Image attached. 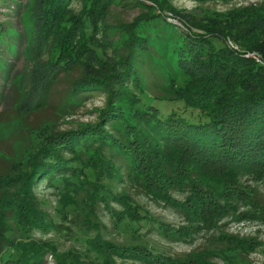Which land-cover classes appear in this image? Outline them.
<instances>
[{
	"label": "rangeland",
	"instance_id": "374dc122",
	"mask_svg": "<svg viewBox=\"0 0 264 264\" xmlns=\"http://www.w3.org/2000/svg\"><path fill=\"white\" fill-rule=\"evenodd\" d=\"M104 1L99 10L91 11L84 0H71L55 15L45 12L44 0L0 4V24L17 36L13 50L0 45V62L8 70L5 76L0 69V204L2 193L24 183L39 145L98 122L103 96L80 99L77 105L66 107L72 89L81 78L115 68L131 37L149 32L152 22L147 24V17L152 12L171 25L174 37L187 29L228 30L252 47L264 49V0ZM164 9H171L174 17L162 13ZM227 43L237 49L232 41ZM171 48V44L166 46L165 58ZM162 53L155 47L151 54L163 70L170 66L166 59L158 61ZM255 53L260 55L248 54L259 60ZM146 73L148 81L156 76V72ZM152 83L148 88L156 105L180 113V102L161 100L168 96L163 83ZM70 157L64 155L66 160ZM175 170L186 176L181 175L179 183L167 181L166 186L150 182L141 187L132 179L118 182L96 171L73 179L68 188L61 178L55 187L46 182L29 184L37 208L56 222L53 231L33 233L32 238L50 242L57 254L64 253L79 264H145L134 253L118 249L119 254L114 247L141 245L163 261L178 264H264V170L218 171L217 175ZM214 176L223 183L221 194L212 186ZM96 178L99 191L102 186L123 192L162 233L153 229L139 236L132 232V225H119L117 214H126L124 202H89L93 185L89 181ZM128 213L135 214L130 208ZM8 215H0L4 225L22 220ZM93 237L102 242L93 246L88 243ZM42 264H57V260L48 253Z\"/></svg>",
	"mask_w": 264,
	"mask_h": 264
},
{
	"label": "trees",
	"instance_id": "16d2710c",
	"mask_svg": "<svg viewBox=\"0 0 264 264\" xmlns=\"http://www.w3.org/2000/svg\"><path fill=\"white\" fill-rule=\"evenodd\" d=\"M5 1L13 2L0 0V4ZM69 1L44 0L43 8L55 15ZM84 1L91 11L105 4L104 0ZM164 10L162 13L172 15L171 9ZM147 19V24L152 22L149 32L131 37L126 54L115 68L81 78L72 89L66 107L77 105L80 99L103 96L105 105L98 111V122L54 136L39 145L24 183L1 194L0 215L8 212L10 218L22 220L4 225L0 217V264H42L48 253L57 264H79L64 253L57 254L50 242L32 238L33 233L53 231L56 222L37 208L29 184L46 182L55 187L61 178L68 188L73 179L79 180L81 175L96 171L118 182L132 179L145 187L150 182L179 183L178 178L186 175L175 168L214 175L218 171L234 174L236 170H264V65L259 61L264 59V49L252 47L228 30L217 33L187 29L174 37L176 33L171 25L165 20L161 22L156 13L152 12ZM13 33L0 24V45L13 50L17 44ZM229 40L237 49L227 43ZM170 44V54L165 58L166 46ZM155 47L163 52L158 55V61L166 59L170 68L162 70L154 61L151 53ZM255 51L260 54L255 53L259 60L248 54ZM0 69L7 76L8 70L1 62ZM146 72L152 75L156 72L155 78L148 81ZM152 81L163 83L168 96L161 100L181 103L180 113L156 105L148 88ZM65 154L71 157L66 160ZM96 181L97 178L89 181L93 184L88 191L89 202H124L126 214H117L119 225L123 222L132 225V232L139 236L153 229L162 233L123 192L118 194L102 186L99 191ZM211 182L217 188L216 193L221 194L222 181L214 176ZM129 208L135 214L128 215ZM101 242L98 237L88 241L93 246ZM107 245L101 244L104 248ZM114 247L117 252L125 249L134 253L133 257L145 264H178L173 260L163 261L145 245Z\"/></svg>",
	"mask_w": 264,
	"mask_h": 264
}]
</instances>
